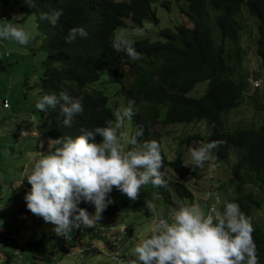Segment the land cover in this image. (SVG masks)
Masks as SVG:
<instances>
[{"label":"trees","instance_id":"obj_1","mask_svg":"<svg viewBox=\"0 0 264 264\" xmlns=\"http://www.w3.org/2000/svg\"><path fill=\"white\" fill-rule=\"evenodd\" d=\"M184 1L181 13L190 19L193 27L181 25L174 30H160L161 39L154 43L147 40L134 42L135 50L141 54L138 60L115 51L112 42L116 38V30L125 28L128 20L135 29L143 22L157 24L158 18L152 10L155 0H0V6L18 8L25 14L34 15L42 34L41 48L59 64L45 68L37 83L40 96L55 94L59 97L60 93L66 92L73 99L81 100L83 111L74 116L69 127L62 124L59 105L55 109L39 111L35 129L45 140L44 155L59 147L53 143L57 138H75L85 131L107 126L109 121L114 122V111L108 98L112 91H119L124 106L130 100L135 101L134 135L143 129V135L137 138L139 143L150 140L159 143L156 125L163 127L205 121L213 127L205 142L223 141L212 150L216 162H226L231 149L236 153V161L230 170V184L220 186L223 197H227L219 210L227 202L236 203L245 216L252 217L264 207V122L259 129L228 130L224 128L223 114L242 105L248 91L249 71L243 69L248 47L242 46L241 37L247 35L250 42L252 34L251 25L245 24L241 9L255 19L253 45L264 65V0ZM162 4L167 5V2ZM56 11H61L62 15L55 26L40 18L42 13L51 16ZM211 20L217 24L218 44L207 24ZM74 27H82L87 36H77L74 42L65 43L69 30ZM106 72L110 73L108 81L113 87L102 86V75ZM206 81L208 84L203 96H187L196 84ZM257 101L264 107V87ZM27 122L20 121L18 130L21 131ZM200 138L187 136L181 138L180 143L190 144ZM96 139L99 142L100 138ZM132 147L130 145L128 150ZM160 149L164 186H143L135 201L113 188L108 194L112 203L96 222L111 221L121 213L139 212L152 217L158 201L172 212L182 207L181 202L185 205L187 202L186 206L194 204L191 189L183 183L190 176H195L196 171L190 169L180 153L168 160L161 144ZM168 172L174 173L175 177L168 180ZM148 203L154 207L149 209ZM90 205V202L80 203L83 209ZM132 234L133 230L127 229L126 236L131 237ZM252 236L258 264H264V232L256 227ZM52 238L58 236H43L31 245Z\"/></svg>","mask_w":264,"mask_h":264},{"label":"clouds","instance_id":"obj_2","mask_svg":"<svg viewBox=\"0 0 264 264\" xmlns=\"http://www.w3.org/2000/svg\"><path fill=\"white\" fill-rule=\"evenodd\" d=\"M241 12L246 25L250 24L246 22L245 16L252 19L253 22L255 21L244 9H241ZM61 15V11H56L51 16L42 13L40 18L49 20L55 26ZM188 20L190 21V19ZM190 23L192 22L190 21ZM139 28L137 32L142 34V30ZM77 36L86 37L87 33L82 27H74L69 30L65 43L74 42ZM0 39L12 40L20 46H27L32 37L22 26L5 24L0 26ZM241 39L243 40L244 37ZM144 40L147 39L137 41ZM147 42L154 43L149 40ZM250 46H247L246 55H248ZM252 47L255 54L253 44ZM112 48L117 52L125 53L132 60L141 58V54L135 50L133 42L128 39L115 38ZM255 58L259 67H264L261 61V64L259 63V57L255 56ZM256 77L258 78L251 77L249 73L248 90L249 88L257 90L256 102L260 108L264 109L262 102L257 101L264 87V77L258 73ZM260 81H263L262 87ZM5 102L7 107H4ZM2 103L4 109H10L8 100L4 99ZM134 103L135 101L130 100L127 106L117 109L113 113L114 122L109 121L107 126L85 131L75 138L55 139L53 143L59 147L50 154H43L45 140L40 145L42 155L35 160L25 179L30 185V189L24 195V201L31 214L42 218L45 223H50L54 226V232L62 234L58 238L62 240L64 257L75 254H79L81 258L86 255H98L109 264H119L124 256L120 255L119 244L123 240L130 239L126 236V232L131 227L130 223H117L116 220L119 219L120 214L111 221L104 219L105 223L104 220H102V224L96 222L101 219V213L108 204L112 203L108 199V194L115 188L129 200L135 201L143 186L151 184L154 187H162L165 184L160 172L163 165L160 144L155 140L139 143L137 138L143 135L141 128L134 136L128 137V143L133 147L131 150H125L121 144V138L117 134L118 129L123 127L126 121L130 122L135 115ZM57 105L60 106V115L63 116L62 124L66 127L71 126L74 116L83 111L81 100L73 99L66 92L60 93L59 97L55 94L43 95L37 100L35 108L45 112L49 108L55 109ZM28 121L30 124L35 123L33 116H30ZM262 121L264 122V119ZM205 125L209 129L206 136L197 135L202 139L192 140V142L202 144L189 149L188 164L194 166L193 170L199 171L197 167H204L205 162L213 156L212 150L223 143V141L206 143V138L211 134L213 127L208 123ZM35 126L33 127L35 128ZM224 128L227 129L225 124ZM233 128L228 130L238 129L239 126L236 125ZM36 131L39 133L38 130ZM26 134L25 131L21 132V135ZM97 137L100 138L99 142H97ZM192 144L179 143L181 147ZM178 153L182 155V152ZM213 158L215 160L214 156ZM173 175L175 174L173 173ZM167 179L170 180L168 175ZM208 179L209 189L205 192L204 197L199 199L200 204L193 202L194 204L191 206L180 207L174 211L171 222L160 218L153 225L151 234L135 246L132 252L134 258L126 261V264H258L252 233L256 227L264 232V221L258 216L264 207L257 210L252 217L245 216L236 203L227 202L223 209L219 210L227 196L221 197L216 194V191L221 189L220 186L224 183L216 188L212 175H208ZM211 183L213 184L211 185ZM167 184H169L168 181ZM81 201L90 202L94 206V213L88 210L89 207L85 209L78 207ZM202 205L206 208L205 212L200 207ZM146 206L149 209L154 207L151 203ZM2 223L0 221V224ZM92 224L103 227L106 234H94L95 228L90 227ZM82 226L91 228L87 231V235L81 237L78 242L66 244L63 240L64 235L71 236L76 232V229H80ZM116 227L118 229L112 230ZM72 230H74L73 234L67 233ZM117 232L121 234L119 238L115 237ZM99 240L103 241V247ZM90 244L96 245V250L82 255L83 247H88ZM115 251L119 253L118 262L112 261L109 257ZM51 253L48 255L47 264L51 262ZM10 261V258L7 257L4 264H10Z\"/></svg>","mask_w":264,"mask_h":264},{"label":"rangeland","instance_id":"obj_3","mask_svg":"<svg viewBox=\"0 0 264 264\" xmlns=\"http://www.w3.org/2000/svg\"><path fill=\"white\" fill-rule=\"evenodd\" d=\"M115 2H126L128 0H113ZM167 5H163V2ZM185 4L184 0H155L152 4V10L158 18V23L143 22L142 34L133 28V25L128 20L125 28L116 30V38L122 37L132 41L133 43L139 39H147L150 42H155L161 39L159 31L163 29L174 30L178 26L191 28L193 25L188 20L185 14L181 13V7ZM247 23L251 25L250 42L249 37L244 35L241 39L242 46H250L248 55H245L243 69L249 71L250 76H263L264 67L258 65L252 47L256 33V25L252 19L245 16ZM5 24H13L22 26L32 37V40L27 46H20L12 40L0 39V255H2V264L6 262L7 257L13 261V264L19 262L25 264H34L41 260H45L47 256L57 251V260L61 264H107L103 258L98 255H86L80 257L79 254L73 256H63L62 240L59 239L62 234H57L53 231V225L45 223L42 218L31 214L24 201V195L29 191L30 187L22 186L25 182V177L29 174L32 167L25 170V175L22 174L24 162L28 159L29 150L32 149V138L30 136V127H28V136H21L18 130L20 121H28L30 116L36 120L35 123L26 124L35 126L39 122V110L35 108L37 100L41 97L37 88V83L43 75L46 67L58 66V62L52 59L42 48V34L37 28L34 15H29L21 12L18 8L0 6V26ZM211 29V35L214 41L219 43V31L217 24L212 20L207 23ZM261 64L260 60H258ZM109 72L102 75V86L104 88L113 87L108 81ZM261 87L263 81H260ZM208 82H200L196 84L187 94L188 97L199 98L204 95ZM117 89V88H116ZM251 93V95H250ZM257 90L249 88L245 94V99L242 105L237 109L231 110L224 114L223 121L227 129H234L233 126L239 128L258 129L264 119V109L259 107L256 102ZM9 102L10 109L3 108V100ZM256 102V103H254ZM108 103L111 109L115 112L123 105V97L119 91H112L108 98ZM262 121V122H261ZM261 122V123H260ZM260 123V124H258ZM205 122L175 124L170 126L156 125L155 130L160 134V141L165 156L168 160L176 157L178 152H182L184 160L188 163L190 158L189 149L201 145L200 142H192V145H179L180 139L191 135L206 136L209 129ZM258 124V125H257ZM257 125V126H256ZM256 126V127H255ZM255 127V128H253ZM136 125L133 119L126 121L124 126L118 129V136L121 138V144L125 150L130 148L128 137L134 135ZM38 130V129H36ZM39 131V130H38ZM26 134V135H27ZM40 135L37 132V136ZM24 138H21V137ZM40 142L43 139H39ZM44 149V144H43ZM236 161V153L234 150L230 152V157L226 162L216 163L213 156L205 162L204 167L195 169L196 175L189 177L184 185L192 190L195 197L194 203H198L200 198L204 197L205 192L209 189L208 175H212V180L216 188L221 183H227L230 179L231 166ZM29 165L32 161H28ZM193 170L194 166L188 164ZM33 166V164H32ZM196 168V167H195ZM200 176V178H199ZM170 180L174 177L172 172H168ZM213 183H211L212 185ZM216 194L223 196L222 189L216 191ZM182 206L188 205L186 202H181ZM78 207L81 208L80 204ZM205 212V206H200ZM94 206L90 205L88 210L93 211ZM174 212L164 206L161 201L156 202L152 217H146L139 212L136 213H121L117 219V223H130L133 234L130 239L123 240L119 244L120 255L123 260L119 264H126V261L134 258L132 252L135 246L145 237L151 234L153 225L160 219H167L171 222V217ZM264 221V209L258 213ZM104 223L106 220L103 221ZM46 229L45 235L52 236L53 234L59 238H52L41 244L31 248L28 244H21L19 238L25 235H30L32 231L40 233V230ZM118 229V227L113 228ZM52 232V233H51ZM74 230L67 232L73 234ZM114 232V231H113ZM117 238L121 236L119 232L115 234ZM41 237V236H40ZM28 240V239H26ZM38 240V237H37ZM33 241V239L31 240ZM103 247V241L99 240ZM32 246V245H31ZM101 247V246H100ZM41 261L40 263H42Z\"/></svg>","mask_w":264,"mask_h":264},{"label":"crops","instance_id":"obj_4","mask_svg":"<svg viewBox=\"0 0 264 264\" xmlns=\"http://www.w3.org/2000/svg\"><path fill=\"white\" fill-rule=\"evenodd\" d=\"M11 108V107H10ZM30 127V136L29 138H32V149L29 150V155H28V159L25 161L23 160L24 162V165H23V169H22V174L25 175V170L27 171L29 167H32V164H34L35 160L39 159L40 158V155H42V151H41V148H40V145L42 142L39 141V139H42V137H40V135L37 136V131L36 129L31 126V125H25L22 129H21V132L22 131H25V132H29L28 131V127ZM20 132V134H21ZM22 136V135H21ZM20 136V137H21ZM25 137L28 136L27 135H24ZM21 138H24V137H21ZM28 161H32L31 164L29 165ZM26 179V177L24 178ZM22 186L24 187H29L30 185L27 183V181L25 180V182H23ZM125 223V222H124ZM46 229L43 228L42 230H40V233L38 232H35V231H32V233L30 235H25V236H22L20 237L18 240L21 244H28L31 248H33L34 246H31L30 244L33 243V242H36L37 241V237L38 239L43 237V236H46L44 233H45ZM52 233V232H51ZM0 236H1V230H0ZM41 236V237H40ZM28 239V240H26ZM33 239V241H31ZM66 257V256H65ZM47 259H48V256L47 258H45V260H41L38 261V262H34V264H47ZM104 260V259H103ZM41 261H43L42 263H40ZM107 264H109L108 261L104 260ZM10 264H13V261L11 260L10 261ZM19 264H25V263H22V262H19Z\"/></svg>","mask_w":264,"mask_h":264},{"label":"built area","instance_id":"obj_5","mask_svg":"<svg viewBox=\"0 0 264 264\" xmlns=\"http://www.w3.org/2000/svg\"><path fill=\"white\" fill-rule=\"evenodd\" d=\"M4 107H7V103H4ZM91 228H95L94 234L98 235H105L106 231L103 227L100 226H95L92 224L90 226ZM90 227H84L82 226L80 229H76V232L73 235H64L63 240L66 244H70L72 242H78L81 237L86 236L87 231L91 229ZM123 231V230H122ZM96 250V245L90 244L88 247H83L81 254L83 255L86 252H94ZM57 252L53 251L50 255L51 262L50 264H60V262L57 260ZM109 257L112 259L114 262H118L119 259V253L117 251L113 252L112 255H109ZM0 264H2V258H0Z\"/></svg>","mask_w":264,"mask_h":264}]
</instances>
